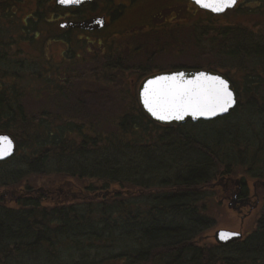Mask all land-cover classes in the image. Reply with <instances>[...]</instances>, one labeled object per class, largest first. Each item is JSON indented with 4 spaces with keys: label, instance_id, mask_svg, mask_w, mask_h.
<instances>
[{
    "label": "trees",
    "instance_id": "16d2710c",
    "mask_svg": "<svg viewBox=\"0 0 264 264\" xmlns=\"http://www.w3.org/2000/svg\"><path fill=\"white\" fill-rule=\"evenodd\" d=\"M24 4L42 11L25 17ZM56 12L50 0H0V132L17 147L0 163V189L52 176L84 186L60 181L66 197L53 199L55 189L41 192L45 198L26 185L13 206L1 196L0 264L264 261V214L242 242L199 240L214 225L207 214L219 195L214 181L238 172L257 187L264 181V0L227 11L219 24L211 15L190 22V44L205 58L197 68L227 77L237 105L227 117L179 127L151 122L139 106L138 83L157 71L152 60L76 42L54 62L46 47L72 35L60 31ZM83 89L90 97L107 93L117 114L90 118ZM28 98L53 100V112L27 113ZM70 98L75 105L64 114ZM261 200L264 210V190Z\"/></svg>",
    "mask_w": 264,
    "mask_h": 264
},
{
    "label": "flooded vegetation",
    "instance_id": "af4514ba",
    "mask_svg": "<svg viewBox=\"0 0 264 264\" xmlns=\"http://www.w3.org/2000/svg\"><path fill=\"white\" fill-rule=\"evenodd\" d=\"M31 1L35 2V0ZM50 1L54 3V7L56 6V9L59 11V13L56 12L54 15V22L57 26H59L60 23L83 21L94 17L104 18L105 25L98 31L61 29V32L67 31L72 34L80 35L81 37L76 42L85 44L90 43L92 45L99 43L104 53L105 50H108L110 45L113 44L115 48L117 50L119 49L125 56L131 53L132 59L135 60H152V56L155 52L159 54L164 53V50H160V46L158 45L157 47L155 46L156 49L152 52L143 51L146 45L145 43L142 44L143 37L156 35L158 32L161 35H166L167 38L163 39H167L170 42V36L172 37L174 35L173 33L177 34V39H174L172 42L174 45L170 44L172 53L175 55L183 54V51H185V43L189 42L185 41L186 36L183 31L186 30L187 32V29H192L191 25L186 23L187 19L185 18V14L188 12V10H186V5L192 8L194 13L198 12L208 16L210 15L205 11L199 10L189 0H94L93 2L84 3L81 6L68 8L57 6L55 0ZM243 1L244 0H240L238 5ZM29 5L31 4H24L23 10ZM27 15L25 17H27ZM158 17L162 19L159 21L161 25L157 26L155 25V21L158 20ZM216 17L217 16H213L212 18ZM123 18H125L126 21L123 22ZM184 20L186 24H183ZM172 22H176L177 26L171 27L170 23ZM162 23L168 25H162ZM176 44L178 47H175ZM65 45L67 51L70 47V42ZM66 51L63 53V57ZM77 53L81 54L79 52ZM156 72H161V70H157ZM252 183L254 189L253 193L250 192L247 182L246 184L241 182L236 185V181L227 175L219 180L216 185L211 187L213 191L216 189L219 191V188H221L217 196L220 198L221 202H228L237 195L238 202L235 204V213L239 216L241 223L251 215L260 201L258 195L255 193L256 183L258 182ZM262 185L263 184L259 185V187Z\"/></svg>",
    "mask_w": 264,
    "mask_h": 264
},
{
    "label": "rangeland",
    "instance_id": "374dc122",
    "mask_svg": "<svg viewBox=\"0 0 264 264\" xmlns=\"http://www.w3.org/2000/svg\"><path fill=\"white\" fill-rule=\"evenodd\" d=\"M258 5V0H244L241 4H239V6L241 8H246V9H253ZM38 9V7L35 4H31L28 7L25 8L23 15L26 16L27 14L29 15V13H34L36 12ZM186 10H188V12H186L185 14V18L187 19L186 23L190 24V22H200V21H205L206 19H209L208 15L206 14H202V13H194V10L192 8H190L189 6L186 5ZM38 11H42V7H40L38 9ZM61 15H64L62 13H60ZM162 14V13H161ZM27 15V16H28ZM158 20L155 21V25H161L159 21H161L162 18L158 17ZM169 19V18H168ZM236 19L240 22H244V21H248V19L246 20L245 17H241L239 15H237ZM123 22L126 21L125 18L122 19ZM120 20V21H122ZM212 20L216 23H222L224 22L222 19L220 18H212ZM115 22H119V21H115ZM185 20L183 24H186ZM165 23H162V25ZM168 25V24H165ZM171 27H176L177 23L176 22H172L170 23ZM40 27V26H39ZM184 30V29H183ZM185 32V36H186V40L185 41H189L185 43V51H183V54L180 55H175L172 53V49L170 44L174 45L172 42L174 41V39H177V34L173 33L174 35L171 37L170 36V40L167 39H163V38H167L166 35H161L158 33H156V35H148V36H144L142 39V44L145 43V49H143L144 52H152L153 50L156 49L157 45L160 46V50L163 49L164 53H157L155 52L152 56V62L150 63V66L153 67L156 70H161V71H165V70H169L172 68H197L196 65H201L203 60H205L204 57H202V55L199 53V51L197 49H195L190 43H193V38L190 37V33L191 30L187 29L183 31V33ZM64 36H61V38H63ZM65 37L69 38V35H65ZM81 36L78 34H72L70 36L71 38V42H70V47L69 48H75L78 49L79 46L78 44H76V41L80 38ZM93 39V38H90ZM164 40V41H163ZM159 41V42H158ZM161 41V42H160ZM156 46V47H155ZM175 47H178V45L176 44ZM149 48V49H148ZM66 51V45L63 42H54L51 43L50 45H48L46 47V54L52 58L54 60V62L59 63L62 58H63V53ZM137 62V61H134ZM106 93V92H105ZM90 93H88V91L86 89H83V94L81 96H84V98H82V100H85L86 102H89L87 104L86 107V114H88V116L90 118H97L98 114H101V120H103V118L105 117L106 119H110V117H113L114 115L117 114V109H115V101H112V99L110 100H105V99H109L108 94L106 93L104 95V97L101 95L99 97H95L94 95H92L90 97L89 95ZM88 97H90V101L88 99ZM53 100L51 101H44L43 99H33V98H28L24 101V105H25V110L27 113L30 114H38L39 112H41L42 110H46V111H52L54 110V104L52 103ZM75 105V98H70L67 103H64L61 105L60 109L61 111L66 114L68 111H66L67 109L72 110L73 107ZM58 111V112H61ZM53 112V111H52ZM61 112V114H63ZM105 131H111V129H109V126L105 127ZM233 179H237V180H244V182L249 185L250 188V192L253 193L254 189H253V181L243 177L241 175H239L238 173H235L232 175ZM218 180V179H217ZM61 181V179L57 178V177H46V178H31L28 179L27 182L22 183V185L12 188L13 190H8V189H0V198H2L1 196H4L5 201L10 205L13 206V201L15 199L14 196H17L21 193L24 192L23 188L25 189L26 185H28V187H31L30 190H32L34 193H38V195H43L45 198H47L46 195L41 194V192H45L46 190H53L55 189V195L53 199H59L60 197H62L63 193L67 191V188H58L57 186L59 185V182ZM76 180H62L61 182H65V183H70L72 185H76V186H84V183H77L75 182ZM263 182V183H262ZM214 183V182H213ZM258 184V183H257ZM263 184L261 187H257L255 188V193L258 195L259 197V204L257 206V208L251 213V215L245 219L243 221V223L240 222V218L239 216L233 212L230 211L227 208V203H222L220 201V198L216 196L212 197L210 202H209V212L207 213L214 221V225L212 226V228L208 231H206L201 237H200V242L201 243H206L207 245H211L213 244V235L215 231L218 230H227V231H232V232H240L243 234V237L250 234L252 231L255 230L256 228V224L258 219L264 214V210L262 207V200H261V196L263 193V187H264V181L260 182V185ZM57 189V190H56ZM219 188V191L220 192ZM25 193V192H24ZM39 195V196H40ZM64 197H66L65 195H63ZM14 197V198H13ZM3 199V198H2Z\"/></svg>",
    "mask_w": 264,
    "mask_h": 264
},
{
    "label": "snow or ice",
    "instance_id": "6c2138e0",
    "mask_svg": "<svg viewBox=\"0 0 264 264\" xmlns=\"http://www.w3.org/2000/svg\"><path fill=\"white\" fill-rule=\"evenodd\" d=\"M71 3L72 0H60ZM195 3L213 11L231 7L235 0H195ZM99 23V21H98ZM141 100L145 109L159 120L183 119L185 114L209 117L226 112L233 103V94L226 83L216 77H205L203 73L194 81H179L178 77H159L150 80L144 86ZM12 142L6 136H0V158L10 154ZM221 239L230 237L231 233L221 232Z\"/></svg>",
    "mask_w": 264,
    "mask_h": 264
},
{
    "label": "water",
    "instance_id": "95a60500",
    "mask_svg": "<svg viewBox=\"0 0 264 264\" xmlns=\"http://www.w3.org/2000/svg\"><path fill=\"white\" fill-rule=\"evenodd\" d=\"M55 1H56V4L58 6L68 8V7L81 6L82 4L92 2L93 0H72L71 3H61L60 0H55ZM190 1L193 2L201 10L208 11V12L212 13L213 15H221V14L225 13L227 10L233 9L239 0H235V4L233 6L224 7L223 10H221V11H213L211 8L201 7L200 5L195 3V0H190ZM208 2L211 3L212 0H208ZM98 21H99V23H98ZM103 26H104V18L103 17H101V18H90V19L83 20V21L66 22V23L60 24V27L63 29L64 28L65 29H81V30H85V31L99 30ZM201 73H203L205 77H216L220 80H223L226 83L228 90L230 92H232L234 103L230 108H228V110L226 112L218 113L216 115L209 116V117L197 116L195 118L189 113V114H185L183 119H179V120H177L175 118L169 119V120H159V119L155 118L154 116H152L151 113H149L145 109V107L142 103V100H141V93L143 92L144 86L147 84L148 81L156 80L159 77H178L179 81L187 83L189 81L196 80V78L199 77ZM137 97H138L139 105H140L142 111L144 112V114L146 115V117L151 122L158 124V125H161V126H164V127H179V126L184 125L188 122L197 123L200 121H202V122L214 121V120H217L219 118H223V117H227V116L231 115V113L234 111V109L236 108V105H237V96H236V93H235V90L233 88L232 83L224 75H222L218 72L206 70V69H177V70L161 72V73L150 75V76L146 77L140 83V85L137 89ZM0 136L8 137V139L12 142V149H11L10 154H7L3 158H0V162H4V161H7L8 159H10L11 157H13L15 155L16 146H15L13 139L8 134L0 133ZM239 183H240L239 181H236V185H238ZM237 202H238L237 201V195H235L232 198V200H230V202L228 204V208L235 210V204ZM239 203L241 204L240 201H239ZM221 232L231 233L232 235L230 237L225 238V239H221L218 235ZM241 238H242L241 233H236V232L227 231V230H218L214 234V239L219 245L230 244L234 241L240 240ZM259 264H264V262H261Z\"/></svg>",
    "mask_w": 264,
    "mask_h": 264
}]
</instances>
